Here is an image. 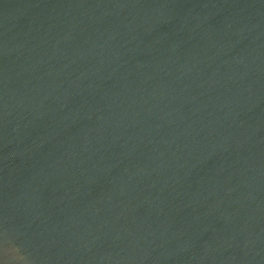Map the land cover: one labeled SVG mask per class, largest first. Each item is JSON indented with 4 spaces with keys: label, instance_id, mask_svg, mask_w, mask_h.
<instances>
[{
    "label": "water",
    "instance_id": "1",
    "mask_svg": "<svg viewBox=\"0 0 264 264\" xmlns=\"http://www.w3.org/2000/svg\"><path fill=\"white\" fill-rule=\"evenodd\" d=\"M0 264H264V0H0Z\"/></svg>",
    "mask_w": 264,
    "mask_h": 264
}]
</instances>
